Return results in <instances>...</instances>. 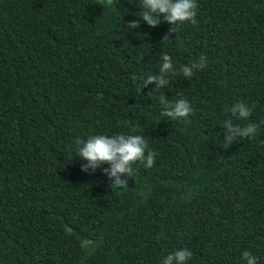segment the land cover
Returning <instances> with one entry per match:
<instances>
[{
  "label": "trees",
  "instance_id": "1",
  "mask_svg": "<svg viewBox=\"0 0 264 264\" xmlns=\"http://www.w3.org/2000/svg\"><path fill=\"white\" fill-rule=\"evenodd\" d=\"M196 3L198 23L163 41L172 25L149 27L140 0H0V264H162L183 248L187 264H264V0ZM163 54L207 67L142 88ZM161 92L191 104L186 121L161 115ZM236 101L259 127L228 145ZM115 134L156 153L125 189L107 164L81 171L74 143Z\"/></svg>",
  "mask_w": 264,
  "mask_h": 264
},
{
  "label": "clouds",
  "instance_id": "2",
  "mask_svg": "<svg viewBox=\"0 0 264 264\" xmlns=\"http://www.w3.org/2000/svg\"><path fill=\"white\" fill-rule=\"evenodd\" d=\"M106 3L113 7L116 0H106ZM140 6L143 8V11L139 13L140 19L149 27L155 28L161 22L172 25L163 41L169 40L168 35L178 31L185 22L198 23L196 0H140ZM126 27L131 31L137 29L140 27V21L129 22ZM161 59L162 63L158 74L151 72L144 74L142 88L155 85L153 91L162 90L169 85L171 76L182 75L184 78H192L196 72L207 67V60L203 55L198 60L182 65L178 71L169 55L163 54ZM158 98L164 106V111L161 112L164 117L186 121L192 114L193 109L186 99H177L173 102L166 99L162 92ZM252 111L253 109L243 101H236L230 107L225 108L229 118L222 122V127L225 130L224 141L228 145L233 144L236 138L256 136L259 125L249 120ZM233 117L236 120L249 122L241 126L233 122ZM137 131L136 127L132 128L133 133ZM74 143L78 149L77 156L86 161L81 165V171L87 173L91 170L94 172L104 164L109 165L103 171L112 180L111 188H127L128 178H134L136 175L137 170L133 165L137 162L143 164L145 168H152L155 164L156 153L148 150V141L143 134L94 135L89 136L86 140L77 137ZM192 255L193 253L187 248L178 249L167 254L162 260V264H187ZM242 257L246 264H258L257 257L247 250L242 252Z\"/></svg>",
  "mask_w": 264,
  "mask_h": 264
}]
</instances>
